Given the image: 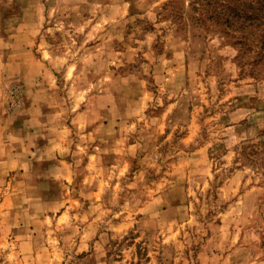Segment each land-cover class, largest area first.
Masks as SVG:
<instances>
[{"label": "rangeland", "instance_id": "obj_1", "mask_svg": "<svg viewBox=\"0 0 264 264\" xmlns=\"http://www.w3.org/2000/svg\"><path fill=\"white\" fill-rule=\"evenodd\" d=\"M220 1L0 0V264H264V4Z\"/></svg>", "mask_w": 264, "mask_h": 264}, {"label": "trees", "instance_id": "obj_2", "mask_svg": "<svg viewBox=\"0 0 264 264\" xmlns=\"http://www.w3.org/2000/svg\"><path fill=\"white\" fill-rule=\"evenodd\" d=\"M245 2V0H236V3L233 2V0H221V10L220 14H222L223 19L228 23L234 26L235 22H241V14L237 12V9H239L242 4ZM260 5L264 4V0L259 1ZM235 9V10H234ZM243 22H246V18L243 19ZM243 24V23H241Z\"/></svg>", "mask_w": 264, "mask_h": 264}, {"label": "clouds", "instance_id": "obj_3", "mask_svg": "<svg viewBox=\"0 0 264 264\" xmlns=\"http://www.w3.org/2000/svg\"><path fill=\"white\" fill-rule=\"evenodd\" d=\"M9 260H11L12 259V257L11 256H9V258H8Z\"/></svg>", "mask_w": 264, "mask_h": 264}]
</instances>
